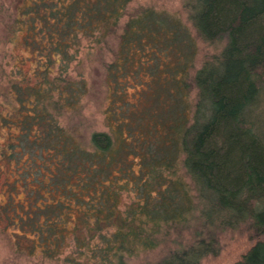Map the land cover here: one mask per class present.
Here are the masks:
<instances>
[{
	"label": "trees",
	"instance_id": "1",
	"mask_svg": "<svg viewBox=\"0 0 264 264\" xmlns=\"http://www.w3.org/2000/svg\"><path fill=\"white\" fill-rule=\"evenodd\" d=\"M125 1L33 0L22 9L21 16L27 18L21 23L35 34L32 41L37 33L47 37V64H60L68 60L67 51L78 33L90 35L106 17L116 23ZM110 3L118 6L110 9ZM183 8L205 41L225 39L227 45L191 82H180L187 93L195 89L196 110L190 122L177 126L169 145L160 147L156 137L142 136L132 111L118 116L115 110V98L126 95L116 84L129 61L125 51L121 64L115 62L107 69L106 80L120 88V95L116 91L111 95L107 133H93L85 147L73 133L57 126L47 110L48 101L40 116L47 128L44 135L31 140L26 128L21 135L30 139L22 141L25 147L10 145L13 152L8 157L20 161L33 156L37 174L47 180L35 178V184L56 195L54 204L35 206L43 219L32 212L13 222L26 230L28 235L22 236L30 241L29 253L39 250L54 259L72 236L77 251H93L95 264H124V256L137 249H155L161 242L167 244L166 253L156 264H201L206 257L218 255L222 234L240 230L247 233L252 247L236 264H264V136L252 134L247 123L249 108L264 89V0H183ZM37 20L45 21L43 28L35 25ZM169 31L182 32L181 23L142 9L125 25L122 40L129 46L144 39L146 32L154 37ZM39 42L43 43L40 38ZM120 66L123 70L118 73ZM45 81L49 84V77ZM55 89L31 91V95L47 101ZM63 90L70 91L75 101L85 93L78 82ZM122 99L123 104L128 102L125 96ZM133 141L144 148L143 153L131 151ZM130 156H140L143 167L156 175L157 196L146 197L150 200L130 207L120 218L112 185L118 186L117 177L125 173ZM179 162L195 186L198 202L178 174ZM24 163L28 166L29 159ZM23 169L26 173L29 168ZM73 214L80 220H73ZM69 223L74 224L69 227ZM95 238L100 244L91 246Z\"/></svg>",
	"mask_w": 264,
	"mask_h": 264
},
{
	"label": "rangeland",
	"instance_id": "2",
	"mask_svg": "<svg viewBox=\"0 0 264 264\" xmlns=\"http://www.w3.org/2000/svg\"><path fill=\"white\" fill-rule=\"evenodd\" d=\"M32 1L0 0V264H95L93 251H77L72 236L66 240L63 252L54 259L45 258L39 250L28 252L30 241L22 236L27 234L26 230H19L13 222L32 212L43 216L42 211H35V206L43 208L45 204H54L56 195L52 197L46 188L35 184V178L47 180L37 174L38 167L32 165L33 156L26 155L20 161L8 157L13 152L10 145L25 147L22 141L30 140L21 136L26 128L31 140L44 135L47 128L40 116L42 105L48 106L50 101L47 110L54 115L57 126L73 133L87 147L93 133H107L109 130L106 117L110 116L111 95L115 91L120 92L116 84L124 89L126 95H121L128 101L123 104L120 94L115 98L113 104L116 102L118 116L132 111L136 123L141 126L139 131L142 136L156 137L161 142L160 147L169 145L176 137L174 134L177 135V126L184 120L190 122L196 110L195 89L190 88L187 93L180 89V82H191L207 61L220 57L227 41H205L197 32L187 9L183 8V0H128L123 9L118 10L121 14L116 23L113 18L106 17L90 35L78 33L75 45L67 51L68 60L48 65L47 37L37 33L35 41H32L35 34L27 32L21 23L27 18L21 16V11ZM82 1L94 4L98 0ZM116 6L109 5L110 9ZM142 9H151L179 21L182 32H151L156 34L154 37L146 32L144 39L124 46L122 35L125 25ZM35 25L43 28L45 21L37 20ZM39 38L43 43L39 42ZM124 51L129 55V61L122 73L123 68H118L117 72L122 75L114 84L106 80L107 69L115 62L121 64ZM46 77L51 81L49 84L45 81ZM70 82L80 83L85 91L76 101L70 91L63 90ZM53 88H56L55 92L47 95V101L37 100L31 95L32 92H48ZM22 90L26 91L24 95ZM177 92L180 94L177 95ZM257 96L247 113V123L252 134L263 137L264 89ZM53 103L59 108H54ZM23 120L26 122L23 123ZM155 143L150 140V144ZM129 147L132 152H144V148L137 147L134 141ZM26 149H29L28 146ZM139 158L130 156L128 165L124 166L125 173L117 177L118 186L112 185L117 202L116 212L120 218L126 217L125 211L130 207L136 208L157 196L153 187V182H158L157 177L143 167ZM25 159H29L28 166L24 163ZM23 167L29 168L26 173ZM177 171L187 184L190 195L198 202L195 186L181 162ZM148 196L150 199L145 201ZM72 219L80 220L75 214ZM73 224L69 223V227ZM239 231L222 234L218 255L206 257L201 264H236L252 247L247 233ZM95 244H100L98 238L90 242L91 246ZM166 246L161 242L155 249H137L131 256H124V264H156L166 253Z\"/></svg>",
	"mask_w": 264,
	"mask_h": 264
}]
</instances>
